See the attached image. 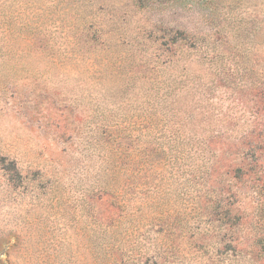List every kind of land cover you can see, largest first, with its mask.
<instances>
[{
  "label": "rangeland",
  "instance_id": "1",
  "mask_svg": "<svg viewBox=\"0 0 264 264\" xmlns=\"http://www.w3.org/2000/svg\"><path fill=\"white\" fill-rule=\"evenodd\" d=\"M248 130L264 0H0V264H264Z\"/></svg>",
  "mask_w": 264,
  "mask_h": 264
},
{
  "label": "trees",
  "instance_id": "2",
  "mask_svg": "<svg viewBox=\"0 0 264 264\" xmlns=\"http://www.w3.org/2000/svg\"><path fill=\"white\" fill-rule=\"evenodd\" d=\"M256 139L254 132L248 130L244 132V135L241 136V139L231 144V156L233 155V157L231 158L232 164L228 166V172L241 173L242 171H249L247 173H251V171L259 165V160H254L253 158L257 151H261L263 149L264 137H262V135H258V138ZM248 154H252V156H248ZM248 165H250L248 169L244 168V166L248 167ZM258 170L260 172L263 171L262 167H259ZM256 189H258V187ZM262 205H264L263 202H261L260 206Z\"/></svg>",
  "mask_w": 264,
  "mask_h": 264
}]
</instances>
